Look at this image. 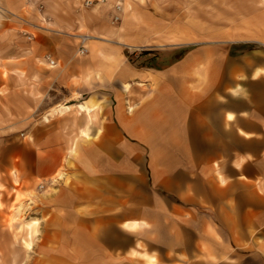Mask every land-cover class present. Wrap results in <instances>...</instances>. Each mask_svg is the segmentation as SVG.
Here are the masks:
<instances>
[{
	"label": "crops",
	"instance_id": "1",
	"mask_svg": "<svg viewBox=\"0 0 264 264\" xmlns=\"http://www.w3.org/2000/svg\"><path fill=\"white\" fill-rule=\"evenodd\" d=\"M262 2L234 0L210 42L162 0H0V168L37 214L26 264L264 263Z\"/></svg>",
	"mask_w": 264,
	"mask_h": 264
},
{
	"label": "rangeland",
	"instance_id": "2",
	"mask_svg": "<svg viewBox=\"0 0 264 264\" xmlns=\"http://www.w3.org/2000/svg\"><path fill=\"white\" fill-rule=\"evenodd\" d=\"M162 2L169 8L171 16L167 19L177 26L180 37L185 35V32L181 31V27L185 25L187 19H190V23L193 22L194 25L198 24V21L201 22L202 19L209 23L208 40L210 42L221 41L230 35L224 31L231 29L234 24V0H206L204 3L207 5L204 8L201 0H162ZM187 7H194V15L189 18L185 16ZM80 8L83 10L86 7L82 3ZM206 11L208 16L205 15ZM201 12H204V16H201ZM8 14L10 18L15 17L11 13ZM80 33L82 32L80 31ZM9 149L8 144L2 145L0 155L6 154ZM4 163L6 162L1 160L0 165ZM13 171L15 174L6 168H0V264H26L29 260L28 252L31 253L33 246L31 245V248L25 246L30 232L25 224L37 214L26 205V196L21 192V189H25L26 184L21 181L20 172L16 169ZM40 183V181L35 183V187H38ZM35 228L37 229V227ZM33 229L31 230L32 244L35 234ZM245 264L264 263L257 259Z\"/></svg>",
	"mask_w": 264,
	"mask_h": 264
},
{
	"label": "built area",
	"instance_id": "3",
	"mask_svg": "<svg viewBox=\"0 0 264 264\" xmlns=\"http://www.w3.org/2000/svg\"><path fill=\"white\" fill-rule=\"evenodd\" d=\"M84 4H85L86 7H89V6L92 5V2L91 1H85ZM120 4H121V1H118V3L115 6L116 14L112 18V23H114V24L115 23H119L120 20H121V15H120V13H121V6H120ZM87 40H89L88 36H82L81 37V41H80L81 47L79 48V52L81 54H84L85 53V48H84V46L82 44H84Z\"/></svg>",
	"mask_w": 264,
	"mask_h": 264
},
{
	"label": "bare ground",
	"instance_id": "4",
	"mask_svg": "<svg viewBox=\"0 0 264 264\" xmlns=\"http://www.w3.org/2000/svg\"><path fill=\"white\" fill-rule=\"evenodd\" d=\"M88 38H89V37H88ZM80 109H81V110H84V109H85V107L81 106V107H80Z\"/></svg>",
	"mask_w": 264,
	"mask_h": 264
}]
</instances>
